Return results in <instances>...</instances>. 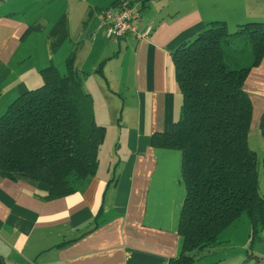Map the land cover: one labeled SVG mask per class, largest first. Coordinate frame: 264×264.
Returning a JSON list of instances; mask_svg holds the SVG:
<instances>
[{
  "label": "crops",
  "instance_id": "1",
  "mask_svg": "<svg viewBox=\"0 0 264 264\" xmlns=\"http://www.w3.org/2000/svg\"><path fill=\"white\" fill-rule=\"evenodd\" d=\"M80 1L84 9L72 12L70 0H0V116L41 86L43 69L64 74L72 58L94 120L105 128L96 173L83 191L50 200L47 185L0 175V264H167L183 250L182 154L152 147L151 137L169 133L180 114L172 53L210 21L226 22L231 32L260 22L264 0ZM121 1L137 2L136 23L151 25L148 38H106L98 13ZM243 88L252 102L247 140L264 198V59ZM244 216L223 233L225 246L218 242L194 264H264V229L251 243Z\"/></svg>",
  "mask_w": 264,
  "mask_h": 264
},
{
  "label": "trees",
  "instance_id": "2",
  "mask_svg": "<svg viewBox=\"0 0 264 264\" xmlns=\"http://www.w3.org/2000/svg\"><path fill=\"white\" fill-rule=\"evenodd\" d=\"M244 49H236L237 43ZM249 49L250 59L244 60ZM264 59V21L213 20L172 53L182 98L169 133H155L151 146L182 154L186 196L178 234L180 256L167 264H194L218 244L225 229L245 215L250 242L264 229L257 154L248 145L252 102L244 83ZM43 69L40 87L17 96L0 116V175L28 178L49 187L46 199L83 191L94 177L105 128L94 120L83 75L65 63ZM264 136V113L258 125Z\"/></svg>",
  "mask_w": 264,
  "mask_h": 264
},
{
  "label": "built area",
  "instance_id": "3",
  "mask_svg": "<svg viewBox=\"0 0 264 264\" xmlns=\"http://www.w3.org/2000/svg\"><path fill=\"white\" fill-rule=\"evenodd\" d=\"M98 16L106 38L115 42L126 36L135 40L146 39L152 32L151 25L143 29L138 27L139 6L129 1H121L116 7L103 9Z\"/></svg>",
  "mask_w": 264,
  "mask_h": 264
},
{
  "label": "rangeland",
  "instance_id": "4",
  "mask_svg": "<svg viewBox=\"0 0 264 264\" xmlns=\"http://www.w3.org/2000/svg\"><path fill=\"white\" fill-rule=\"evenodd\" d=\"M70 2H71V9H72V12H75V11H80L81 12V10H83L84 8L83 7H85L84 6V4L80 1V0H70ZM84 2L86 3V0H84ZM210 2H214V1H210ZM137 2H134V4H136ZM262 3H264V2H262ZM137 5V4H136ZM138 6V5H137ZM88 8V7H87ZM81 21L82 20H80V21H78V22H76V24H80L81 23ZM261 21H264V19H262ZM229 27V26H228ZM229 29H230V27H229ZM244 44L243 43H241V42H238L237 43V46H236V49L237 48H239V49H244ZM238 50V49H237ZM244 53V60L246 61V59L248 58V59H250V51H249V49H247L246 48V50L243 52ZM108 126V125H107ZM107 132H109V127H107ZM108 143V142H107ZM107 143H105V145H107ZM103 144V143H102ZM244 217H246V216H244ZM239 222V225H242L241 224V221H238ZM238 224V223H237ZM226 229H225V231L223 232V233H226ZM223 233L220 235L221 236V238L218 240V242H220L218 245L219 246H225L226 245V243L224 244L223 243V240H225V239H222V237H223ZM246 245V247H248V245H249V242H247V243H245Z\"/></svg>",
  "mask_w": 264,
  "mask_h": 264
}]
</instances>
